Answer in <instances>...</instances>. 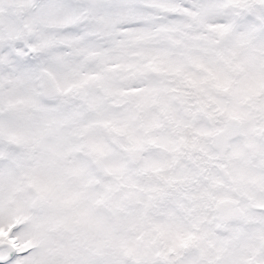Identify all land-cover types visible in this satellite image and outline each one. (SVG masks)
<instances>
[{
  "label": "snow or ice",
  "instance_id": "obj_1",
  "mask_svg": "<svg viewBox=\"0 0 264 264\" xmlns=\"http://www.w3.org/2000/svg\"><path fill=\"white\" fill-rule=\"evenodd\" d=\"M0 264H264V0H0Z\"/></svg>",
  "mask_w": 264,
  "mask_h": 264
}]
</instances>
